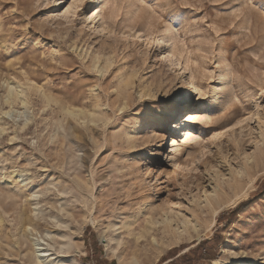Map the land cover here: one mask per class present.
<instances>
[{"label": "rangeland", "instance_id": "obj_1", "mask_svg": "<svg viewBox=\"0 0 264 264\" xmlns=\"http://www.w3.org/2000/svg\"><path fill=\"white\" fill-rule=\"evenodd\" d=\"M101 1L0 0V264H40L41 236L55 264H167L205 240L196 264H264V158L245 166L264 150V0ZM13 84L26 104L5 103ZM252 180L199 235L204 192L226 200ZM189 207L198 231L138 239L150 216Z\"/></svg>", "mask_w": 264, "mask_h": 264}, {"label": "bare ground", "instance_id": "obj_2", "mask_svg": "<svg viewBox=\"0 0 264 264\" xmlns=\"http://www.w3.org/2000/svg\"><path fill=\"white\" fill-rule=\"evenodd\" d=\"M104 1L105 0H102L100 4H103ZM44 97L47 101L52 100V97L50 95L44 94ZM190 97L192 96L190 95ZM173 99L175 100V103L173 104L175 106L177 103L184 102L185 96L182 93H179L177 95H174ZM17 101H21L22 104H26L28 101L27 90L21 84H13L9 86L5 103L8 104L10 107H12V105L17 103ZM174 106L173 108L171 107L168 110L170 118H172L176 113L177 108ZM66 111L67 114L78 117L82 116L84 120L89 119L91 122H96L99 119L96 114L91 113L88 115L83 110L76 113L74 110L68 108L66 109ZM4 114H8V111L5 112ZM201 117H202V112L201 110L200 111L198 110L196 112L191 113L187 119L189 125L187 127L188 130L185 133V143H186V151L188 154L187 157L191 158L192 160H195V158H197L196 157V154L198 152L197 148L201 147V139H203L202 135L205 133L201 126L197 127V125H195V122L199 120ZM100 119H103V117L100 116ZM0 128L1 131L5 130V128L3 127ZM260 136H261V142L263 143L264 146V137H263L264 134L262 130L260 132ZM256 150H257L256 154H252L251 156H249L247 162H245V166L249 164L248 161L250 160L259 162V160H262L264 158L263 147L257 146ZM241 173L242 172L240 170L238 171V173H233L232 171L229 172V174L233 176V178L236 179L237 182H239L238 177ZM254 186H255V181L252 180L248 188L240 189V190L237 189V191L230 198L226 200L225 198H223L224 191H222L220 187L218 189L217 184L213 186L212 190H210L209 192L205 191L203 195L204 199L200 204L201 205L204 204L203 206L209 210L208 212L210 214L211 219L206 221V223H204L203 227L199 231L197 228L201 216L197 207L196 208L189 207L188 211L176 210L174 208H171V209L163 210L162 213H160L157 216H153V215L150 216L148 220L149 227L146 228L148 225L144 227V229L146 228V231L144 232L142 231V233L140 232L141 234L138 237V239L142 237L145 238L146 240H149V236H150L152 238V242L159 243V235L160 233H162L163 236L173 237L175 239L173 243H178L184 237V235L190 234L192 227L197 229L196 231H198L197 233L199 235L203 231L208 232L215 226L218 215L224 209L236 206L241 200L247 198L249 196L251 189H253ZM31 222L34 225H36V228L39 225L41 226V221L39 219L35 220L33 218ZM31 231H34L33 227L31 228ZM54 236L52 235L51 239L56 241V238ZM169 237L167 239H169ZM40 239L45 240V238L42 236L40 238H37L38 243H36V245L37 244L40 245V248H37L35 251L37 253L36 254L37 259L40 260V262L43 264H55L53 260L50 261V257H51L50 256L51 253L49 254V251L51 250L50 247H41L43 245H48V244L40 241ZM50 242L52 241H48L49 244ZM51 246L53 245L51 244Z\"/></svg>", "mask_w": 264, "mask_h": 264}, {"label": "trees", "instance_id": "obj_3", "mask_svg": "<svg viewBox=\"0 0 264 264\" xmlns=\"http://www.w3.org/2000/svg\"><path fill=\"white\" fill-rule=\"evenodd\" d=\"M237 211H239V207L236 210H234L233 213L237 214ZM208 243H209L208 240L202 241L196 247L190 249L184 255L178 257L177 259H174L173 261L167 264H180L181 261L185 262V264H196L201 256V253H202L201 257H204L203 256L204 254L208 255V253L210 252L209 249L205 247ZM175 256L176 255H173L171 258H174Z\"/></svg>", "mask_w": 264, "mask_h": 264}]
</instances>
